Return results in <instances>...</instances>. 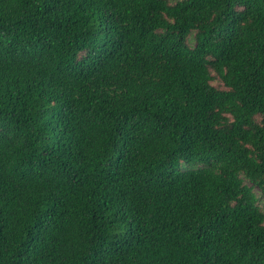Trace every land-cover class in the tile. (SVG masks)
Masks as SVG:
<instances>
[{"label": "trees", "instance_id": "trees-1", "mask_svg": "<svg viewBox=\"0 0 264 264\" xmlns=\"http://www.w3.org/2000/svg\"><path fill=\"white\" fill-rule=\"evenodd\" d=\"M264 0H0V264H264Z\"/></svg>", "mask_w": 264, "mask_h": 264}, {"label": "rangeland", "instance_id": "rangeland-1", "mask_svg": "<svg viewBox=\"0 0 264 264\" xmlns=\"http://www.w3.org/2000/svg\"><path fill=\"white\" fill-rule=\"evenodd\" d=\"M254 191H255V194L259 197V201H258V203H259V205L261 206V208H262L263 211H264V196H261V195L259 194V190H258L257 187H254Z\"/></svg>", "mask_w": 264, "mask_h": 264}]
</instances>
